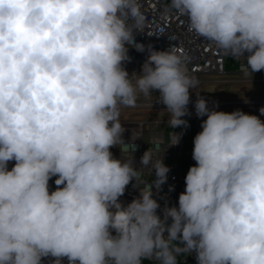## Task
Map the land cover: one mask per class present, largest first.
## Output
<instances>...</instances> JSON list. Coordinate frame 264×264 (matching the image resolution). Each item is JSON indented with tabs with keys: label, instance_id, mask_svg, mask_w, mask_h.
<instances>
[{
	"label": "clouds",
	"instance_id": "obj_1",
	"mask_svg": "<svg viewBox=\"0 0 264 264\" xmlns=\"http://www.w3.org/2000/svg\"><path fill=\"white\" fill-rule=\"evenodd\" d=\"M170 7L188 18L189 31L243 57L245 75L264 70V0H171ZM143 24L139 0H0V264L45 257L177 264L181 252H194L197 264H264V121L257 115L217 111L197 95L195 114L207 118L178 207L157 215L153 187L167 182L170 168L153 162L149 149L140 164H151L155 182L127 206L120 202L138 175L133 161L110 151L136 150L123 140L121 108L158 91L172 129L187 128L182 117L198 84L175 47L149 45L141 73L129 75L127 45L145 51L134 38ZM182 135L172 132L171 146Z\"/></svg>",
	"mask_w": 264,
	"mask_h": 264
},
{
	"label": "built area",
	"instance_id": "obj_2",
	"mask_svg": "<svg viewBox=\"0 0 264 264\" xmlns=\"http://www.w3.org/2000/svg\"><path fill=\"white\" fill-rule=\"evenodd\" d=\"M139 2L144 15V24L143 31H136L134 38L136 43L145 46V51L140 52L134 46L127 45L128 56L131 59L123 62V67L130 76L133 73H141L139 65L147 59L149 45L159 51L175 47L181 55L187 56L188 70L198 81L197 86L194 88L197 95H199L200 88L210 81L202 79L201 75H223L232 70L243 72V68L246 67V60L243 57L236 59L226 55L210 41L189 31L188 18L171 9V0H139ZM260 72L264 73V70ZM195 101L196 99L190 98L188 105L190 111L194 108ZM225 103L238 102L229 100V102ZM121 109H136L142 112L164 111L166 110V105L159 103L158 99H137L134 107H122ZM170 119L171 116L149 117L143 114L142 116L122 117L120 122L125 128L123 140L126 144H135L136 150L133 152L130 145L125 148L119 144L110 149L114 158L122 161H133L138 172L137 181L134 178L126 187L124 195L119 197L123 206H127L133 199L138 198L140 189L142 190L146 184L153 183L156 180L151 164L147 167L140 164L141 157L145 151L151 150L153 162L155 160H163L165 165L170 168L167 182L159 190L153 187V198L160 205L156 211L161 219H163L164 207H178L179 195L185 191V177L189 168L196 163L192 158L193 141L195 136L202 131L201 123L205 118L194 117L191 114L182 118L188 121L193 133V141L186 155H184L186 128L177 127L172 129L169 122ZM172 132L183 133L179 144L176 146H171ZM137 136L139 138L133 141L132 138L135 139ZM14 164V160L8 162L9 170ZM56 178V176H53L49 180L50 192L57 188L55 185ZM170 186H173L171 191L169 190ZM168 223H171L170 218ZM112 234H116L114 230H112ZM165 235H167L166 232ZM176 246L179 247L178 244ZM42 259L43 264H51L54 258L45 257ZM146 260L153 264H160V261L154 257ZM63 264H68L67 258L63 259ZM177 264H197L195 253H179L177 255Z\"/></svg>",
	"mask_w": 264,
	"mask_h": 264
},
{
	"label": "rangeland",
	"instance_id": "obj_3",
	"mask_svg": "<svg viewBox=\"0 0 264 264\" xmlns=\"http://www.w3.org/2000/svg\"><path fill=\"white\" fill-rule=\"evenodd\" d=\"M143 63H140L141 68ZM202 79L210 80L200 88L199 96L204 97L210 108L215 107L217 111L232 112L241 110L251 115H257L264 121V115H261L259 109L264 107V73L254 72L245 75L244 72L232 70L223 75H201ZM159 92L154 91L149 96L138 95V99H158ZM191 99H197V92L193 88L190 95ZM235 101L238 103H225ZM211 102V103H210ZM258 102V103H256ZM261 102V103H260ZM192 116L195 114V107L189 109ZM170 116L167 110L142 112L136 109H121L120 118L127 116ZM188 116V115H187ZM183 118V117H182ZM202 118H207L202 117Z\"/></svg>",
	"mask_w": 264,
	"mask_h": 264
},
{
	"label": "trees",
	"instance_id": "obj_4",
	"mask_svg": "<svg viewBox=\"0 0 264 264\" xmlns=\"http://www.w3.org/2000/svg\"><path fill=\"white\" fill-rule=\"evenodd\" d=\"M184 137H185L184 155H186L193 141V133L192 130L190 129V126L186 128ZM143 264H153V263H150L145 259L143 261Z\"/></svg>",
	"mask_w": 264,
	"mask_h": 264
},
{
	"label": "bare ground",
	"instance_id": "obj_5",
	"mask_svg": "<svg viewBox=\"0 0 264 264\" xmlns=\"http://www.w3.org/2000/svg\"><path fill=\"white\" fill-rule=\"evenodd\" d=\"M256 103H258V102H256ZM261 103V102H260Z\"/></svg>",
	"mask_w": 264,
	"mask_h": 264
}]
</instances>
